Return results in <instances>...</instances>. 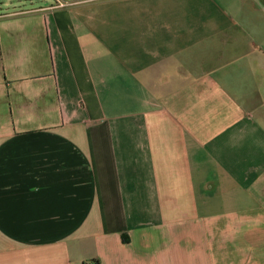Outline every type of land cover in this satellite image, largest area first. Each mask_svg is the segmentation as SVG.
<instances>
[{
	"label": "crops",
	"instance_id": "1",
	"mask_svg": "<svg viewBox=\"0 0 264 264\" xmlns=\"http://www.w3.org/2000/svg\"><path fill=\"white\" fill-rule=\"evenodd\" d=\"M0 264H264V0H0Z\"/></svg>",
	"mask_w": 264,
	"mask_h": 264
}]
</instances>
